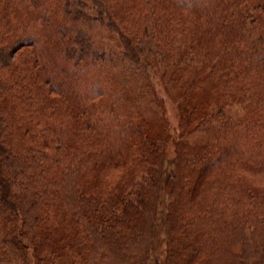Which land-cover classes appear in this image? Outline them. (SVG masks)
Masks as SVG:
<instances>
[{"label": "trees", "instance_id": "obj_1", "mask_svg": "<svg viewBox=\"0 0 264 264\" xmlns=\"http://www.w3.org/2000/svg\"><path fill=\"white\" fill-rule=\"evenodd\" d=\"M149 259L264 264V0H0V264Z\"/></svg>", "mask_w": 264, "mask_h": 264}, {"label": "rangeland", "instance_id": "obj_2", "mask_svg": "<svg viewBox=\"0 0 264 264\" xmlns=\"http://www.w3.org/2000/svg\"><path fill=\"white\" fill-rule=\"evenodd\" d=\"M92 38L94 44L99 48L107 49L108 47L116 46L114 39L109 33L107 34L105 30L96 29L92 32ZM121 76L131 83L132 89L130 96H136L139 98L141 113L153 119V121L160 126L164 124L174 127L179 126L178 122L181 117V112L178 105L180 101L178 88L171 84L166 76L150 71L149 81H144L140 75L136 74V72H129L127 70L126 73ZM209 87L210 86L206 87L203 91L196 93L192 100L196 99L197 101H202V103H204L209 99V107L215 105L210 99L213 92ZM228 112L237 118L242 114V109L236 106L229 109ZM170 152L171 149L169 148V154ZM158 239L160 240L161 237ZM102 259L103 262L106 263L111 260L108 253H106ZM147 264H154L153 259H149Z\"/></svg>", "mask_w": 264, "mask_h": 264}]
</instances>
